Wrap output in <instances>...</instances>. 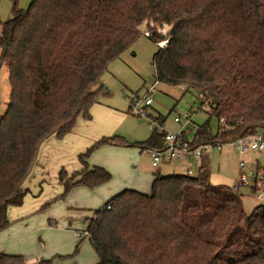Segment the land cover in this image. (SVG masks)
Returning a JSON list of instances; mask_svg holds the SVG:
<instances>
[{
    "label": "trees",
    "instance_id": "trees-1",
    "mask_svg": "<svg viewBox=\"0 0 264 264\" xmlns=\"http://www.w3.org/2000/svg\"><path fill=\"white\" fill-rule=\"evenodd\" d=\"M14 13L7 22L0 17L11 84L0 118V230L11 224L10 207L24 203L42 143L72 132L80 116L92 118L91 107L108 92L102 75L146 20L171 25L155 54L156 81L194 91L200 107L220 121L215 135L209 121L201 125L194 142H229L264 130V0H33ZM149 29L156 44L164 39ZM164 136L155 127L131 144L103 137L80 154L81 170L60 171L65 192L112 179L107 168L88 164L102 145L145 151L162 146ZM256 173L264 181V164ZM78 232L89 237L98 264H264V203L247 214L242 195L213 183L205 165L196 176L156 174L149 193L124 189ZM0 264L29 262L2 252Z\"/></svg>",
    "mask_w": 264,
    "mask_h": 264
},
{
    "label": "rangeland",
    "instance_id": "rangeland-1",
    "mask_svg": "<svg viewBox=\"0 0 264 264\" xmlns=\"http://www.w3.org/2000/svg\"><path fill=\"white\" fill-rule=\"evenodd\" d=\"M32 2L33 0H0L2 21L7 22L14 18L16 6L19 9L28 10ZM145 25L148 28L155 26L163 35L164 39L161 41L166 40L169 32L167 28L171 29L170 24H160L153 20H149ZM144 29L145 27L141 28L140 36L120 57L110 62L108 70L102 75V82L108 88V92L100 93L98 98L113 108L109 123L104 126L96 122L87 125L82 121L83 116H80L74 130L47 149L45 175L43 170H38L36 167L34 177L27 180L30 191L19 207L31 208L33 204L34 206L37 204L38 207L19 217L11 214L10 221L13 225L19 223L24 225L21 233L24 235L19 234L20 239L24 241L19 253L26 256L29 264H36L38 260H49V264H98L99 256L89 237L79 240L74 235V231L84 230L87 218L93 217L97 209L126 188L118 189L106 199L102 195L97 200L98 197L92 198L96 194L95 189L84 188L86 192L73 189L66 193L65 186L59 177L63 168L69 174L82 169L80 154L86 152L88 147L99 140L93 139L95 131L102 130L107 133L101 137L119 135L130 144L143 141L151 135L155 127H160L159 121L149 117V114L154 117L165 116L162 125L167 132L177 134L185 130L190 140L200 142L195 138L196 132L207 121L213 135L219 130V119L210 115L209 107H200L199 98L194 91H186L181 85H169L158 81L156 83L155 54L159 51V47L145 34ZM1 32L0 25V34ZM2 55L3 48L0 44V118L7 109L11 91L9 68L2 61ZM154 83L156 86L152 93V104L146 107L145 114L135 113L134 107H131L132 103L135 104L137 96H143ZM185 114L191 115L192 121L189 124L183 125L175 121L176 116ZM151 123L153 127H150ZM94 158L97 162H93ZM244 158L249 169L256 172L258 166L256 159H259L261 165L264 164V150L251 151ZM240 160L241 156L236 146L224 144L222 149H215L200 159L192 158L189 163L173 161L162 163L160 167H153L148 151H141L137 146L110 144L97 149L88 158V164L107 168L112 173L110 184L114 181L120 183L126 176L132 177L135 173L141 172L152 176L159 173L162 175L185 174L188 165H192L194 170L192 175L196 176L199 173V167L205 165L211 172L213 183L225 184L232 188L239 178ZM253 184L252 178L248 186L243 185L237 191L242 195L247 214H250L260 203H264L250 189ZM151 188L152 182L146 193L151 192ZM57 231H64L63 235L59 237ZM77 248L79 250L75 254Z\"/></svg>",
    "mask_w": 264,
    "mask_h": 264
},
{
    "label": "built area",
    "instance_id": "built-area-1",
    "mask_svg": "<svg viewBox=\"0 0 264 264\" xmlns=\"http://www.w3.org/2000/svg\"><path fill=\"white\" fill-rule=\"evenodd\" d=\"M148 22L146 20L142 27L147 36H151L152 32L148 28L145 23ZM168 40L158 41V46H165ZM157 83V81H156ZM156 83L148 88V90L143 94V96H137L136 103L134 104V111L137 114L143 115L146 112V107L151 105L153 102L152 93L155 89ZM175 121L182 123L183 125L189 124L191 120L190 114L179 115L175 117ZM225 122L222 120V123ZM158 127L160 130L165 131L164 136V144L160 147H152L148 148V151L151 155V163L153 167H159L162 163H170L173 161H190L192 158H202L206 155H209L215 149H222L224 144H232L235 145L237 150L240 153V173L237 183L233 185L234 191H239L240 187L245 185H249L252 178L255 179V183L253 184V192L257 195V197L264 201V181L262 180V176L258 177L257 173L252 169H249L247 166V162L245 160V155L251 151H262L264 150V132L258 131L254 134L240 136L237 139L229 142H203L198 143L194 142V140H190L187 137L186 131L182 130L180 133H170L167 132L162 124H159ZM150 127H153V123L150 124ZM221 132V130H220ZM194 172L192 166L187 167V174L192 175ZM254 186H257L254 189ZM87 234V232H85ZM79 236V232H78Z\"/></svg>",
    "mask_w": 264,
    "mask_h": 264
},
{
    "label": "crops",
    "instance_id": "crops-1",
    "mask_svg": "<svg viewBox=\"0 0 264 264\" xmlns=\"http://www.w3.org/2000/svg\"><path fill=\"white\" fill-rule=\"evenodd\" d=\"M111 109H113L112 106H110L109 104H106L105 102L101 101L98 98V101L96 103H94L93 106L91 107L92 118L86 119L83 117L82 121L85 122L87 125L94 124L96 122V123L104 126L107 123H109V121L111 120ZM104 133L107 134L106 132H103L102 130L95 131L93 139L94 140H97V139L101 140L103 137H107V136L101 137ZM58 140H60V139L57 138V136L53 135L42 143L40 150H39L38 159L36 161V164L33 168L32 173L28 179H32L34 177V175H35L34 170L36 169V167H38V170H43V173L45 175L46 169H47L46 168L47 167V159H48L47 149H50L49 148L50 145L58 142ZM99 140H97V141H99ZM89 143H90V141H89ZM89 143H87V145ZM104 145L106 146V145H110V144H104ZM256 160H257L256 164L259 165L260 164L259 159L257 158ZM93 162H97V160L94 158ZM183 162H185V161H183ZM187 162L189 163L191 161H187ZM170 163H172V162H170ZM93 166H95V165H93ZM93 166H91V167H93ZM98 166H101V165H98ZM188 166H192V165H188ZM83 167H84V165H83ZM187 167H186V170H187ZM137 174L135 173V175H133L132 177L126 176V178L123 179L120 183H117L116 181H114L113 183L110 184L109 183L111 181L110 180L109 182L102 184L100 186H97L95 188H89V189H95L96 190V194L92 198L97 199V197H98L97 200H99L101 198V196L103 195L106 199V198L110 197L112 195V193H114L118 189H120V188L124 189V187L128 188L129 186L136 187L135 189L142 191V192H146L148 190L150 183L153 182L154 175L153 176L149 175V173H146V172L145 173L141 172V173H137ZM159 174H161V173H159ZM253 180L255 183L254 178H253ZM116 184H117V186H116ZM25 187L28 189V192H29L30 187L27 186V181L25 183ZM84 188H88V187L77 186L73 189H79L80 192H86V191H84ZM250 189L253 192V186H251ZM37 207H38L37 204L35 206L33 204V206L31 208H28V207L22 208L19 206H12L9 209V219H10L11 214L14 215L15 217H19V216H22L24 214H27L28 212L36 209ZM43 226H45V225H43ZM23 230H24V225L22 223H19L17 225H13L11 223L7 228L0 230V253L5 252V253H9V254H22V253H19V249H21L23 247V244H24L23 243L24 241H22L20 239V236L24 235V234H21ZM78 230L74 231V235L77 238H78ZM62 232H64V231H61V232L57 231L59 237H61L63 235ZM19 234H21V235H19ZM78 239L82 240L83 238L82 239L78 238ZM22 255H24V254H22ZM38 262H39V260L36 263H38Z\"/></svg>",
    "mask_w": 264,
    "mask_h": 264
}]
</instances>
